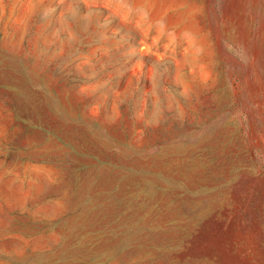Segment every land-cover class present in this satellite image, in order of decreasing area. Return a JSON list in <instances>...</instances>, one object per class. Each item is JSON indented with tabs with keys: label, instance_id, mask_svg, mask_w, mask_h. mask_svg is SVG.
<instances>
[{
	"label": "rangeland",
	"instance_id": "obj_1",
	"mask_svg": "<svg viewBox=\"0 0 264 264\" xmlns=\"http://www.w3.org/2000/svg\"><path fill=\"white\" fill-rule=\"evenodd\" d=\"M0 264H264V0H0Z\"/></svg>",
	"mask_w": 264,
	"mask_h": 264
}]
</instances>
